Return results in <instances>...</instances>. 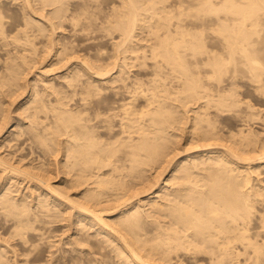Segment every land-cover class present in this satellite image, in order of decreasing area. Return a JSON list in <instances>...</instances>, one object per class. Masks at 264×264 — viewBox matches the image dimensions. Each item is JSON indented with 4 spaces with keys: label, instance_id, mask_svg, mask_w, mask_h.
Instances as JSON below:
<instances>
[{
    "label": "bare ground",
    "instance_id": "obj_1",
    "mask_svg": "<svg viewBox=\"0 0 264 264\" xmlns=\"http://www.w3.org/2000/svg\"><path fill=\"white\" fill-rule=\"evenodd\" d=\"M32 1L33 0H24V2L22 1L23 4L22 3L21 4L25 7H29V10L33 11L35 7L33 6ZM35 1L38 2L39 5L40 4L41 5H45V4L52 5L55 3H60L62 0H35ZM184 1L175 0L174 4L172 3L168 4L164 2V0H122L120 1L118 5L120 7H123L124 9L122 10L123 12L119 11L117 16H115L116 19H114L115 22L113 26H115L116 28L120 30L119 32L121 33L120 34L121 39H119V43L117 42L118 44L116 42L115 43L118 46L119 45L121 46L122 49H120V47L119 49L122 51L120 50H116V51H120V52L128 51V54L126 55L124 54L123 56L121 55L123 57L122 59L123 61L122 60L121 61L124 62L125 58L126 59L132 58L131 61L133 60L132 61L133 63L131 65H134V66L142 65L141 67L143 68L141 72L137 71L136 74H133L131 76L130 74H128L129 70H127L128 73L127 72L126 74L124 73L125 71H123V68H122L123 67L122 65H124V63L122 64V62H120L119 65L121 66H119L117 65L118 63L114 60V64L111 63L113 65L111 68L112 70L110 69L111 65L110 67H108L109 69H105L103 66L102 67L105 70L97 69L98 66L96 63L97 67L95 68V70L93 68L94 70L93 71L91 68L92 65L89 62H87L88 61L87 57H86L87 61L84 59V56H86L84 55L83 58H81L82 59L81 61L82 63L85 62L86 67L82 68V65H85V64H82L79 68L74 67L76 68L74 71L75 73L74 74L71 73L68 79L66 78L67 84L66 83L65 84L68 86H71L72 88H75L76 86L79 87L80 85L81 88L82 87L84 88L85 94H86V91H88L89 93L90 89H92L94 93L97 92L98 94V92L101 89L99 88L98 90L97 88L98 85H96L98 84V82L95 83L92 77H95L97 79L98 78L103 79L104 81V78L106 79L107 77L106 74L108 75V78L105 81L107 82L106 87H110L111 89L110 100L107 104L105 105L103 104L104 105L102 106L103 108L101 107V109L99 110L98 109L94 110L95 112L93 111L94 112L93 115L91 114V116H89L88 113H87L88 116L84 115V111L82 112L83 109L80 112L75 113L76 112L75 109H74L75 111L74 112L72 109L64 106L65 101L63 102L60 97L56 98L55 105H52L51 100L50 101L48 100L49 102L48 101L46 102V100H44V98L41 96L43 93L46 92L45 89H44V92L42 91V93H39L38 91H36L37 90L36 87H34L36 90L35 89L31 90L30 94L32 95L31 96L32 99H28L29 101H27L26 103L24 102L30 108L29 115L32 118V120H34V123H32V125H29V127H27L28 130L32 132L34 136L33 139L36 138L38 142L46 148V151L49 152L50 155L52 154L53 156H56L58 155V153L61 152L62 164L60 162L58 164H61L62 166L61 170H63L65 173L67 172L69 173V171L72 172L71 176L69 175L70 177L68 179L69 181L68 184L71 187H74L76 189L75 195H77V197L72 198L69 195V193H67V190L64 191L61 188V186H59L60 188H58V185L55 186L54 184H52L49 180L50 179L49 177H44L45 175L43 176V172L42 174L41 172L37 173V171L36 173L35 172L33 173L34 170L32 172L28 170V169H31V167L25 168V165L24 167H21L19 164H21L20 162L22 159L20 160L19 164H15V163L13 164V161L10 160L12 163L8 161L9 159H12V158L9 157V159L7 158L8 160H6L5 159L6 156H3L4 157L3 158L1 155L0 156V170H1V173L3 171V174L5 172L6 177L7 175H11V174L12 176L19 174L21 175V178L19 177L21 180H23L22 177L23 178L28 177L29 179H32V180L35 179L38 185L44 189V192H46L45 193L46 197L48 196L47 194H49V197L52 199H58L61 201L64 200L62 201L63 203L66 201L67 203L71 205L70 207L72 206L76 207L78 209V213L77 211L76 213L80 217V220H82L86 216H89L88 218H90L91 221H86V222H89V223L91 222L90 224L92 225L98 224V227L106 226V228H109L108 230H110L112 234H115L117 236L119 235L121 237L120 240L118 241V244L120 245L118 246L120 248V251L123 254H127V256H129L130 258H133L132 261H135L139 264H192V263H195V264H241L242 258H244V260L251 259L254 261L255 264H259V262L264 257V142L260 146H256V147L254 146L253 149L249 148L251 147V145H253V144H250V142L253 143L254 141L256 142L258 141L259 143V139L257 138H258V135H260V134L257 135V132L253 130L254 127L252 128L250 126L247 127L248 129L246 128L247 130L244 129L246 132H243L244 126H240L236 128L237 130H234V131L232 130V133L229 132L231 135L236 133L238 135L240 134V136L236 135V137L237 136L239 137L238 139L234 137L228 138V139H231V141L229 140L230 142H228V144L226 142L225 143L221 142L220 139H218V141L221 143H219L218 141H214V140H217L219 136L218 135L219 132H222L220 131L221 129H218V127H222V126L220 125L217 127V125L220 123L215 124V122L219 119V117L217 118L219 114L228 113L229 118H231L230 116H232V118L240 122L242 121L244 123L246 121L250 122L251 120L255 121L254 119H257L263 116L262 115L259 117V112L261 110H264V106H261L262 104L256 105V103L249 100L250 98L248 97H247L248 99L240 97L239 92L241 91V88L244 87L250 93L252 92L254 93V95L263 97L264 99V0H215V1L214 0H189L188 2L185 1L186 3H184ZM157 3H159V5H157ZM41 5L39 6V8L41 7ZM59 5L62 6L61 4ZM1 6L2 4L0 5V33L3 32L4 30L3 24L5 25L4 23L5 19H3L5 18V16L2 15ZM23 6L21 7L22 9L24 8ZM56 6L57 7H55L52 10L54 18L57 16V18L59 19L58 16H62V19H63V11L66 8L58 7V5ZM143 7L144 9L146 8L144 12L141 11V9L143 10ZM173 7H175L176 10L173 9L174 11H171ZM80 8L83 9L81 6ZM85 8L86 10L85 9L84 10L87 11V7ZM85 11L83 13H85ZM145 11L146 13H149L147 14V16H145L146 15ZM76 13H74V15H76ZM81 13H82V10H81ZM70 14H71V11H70ZM91 14L92 12L90 13V15ZM142 14L144 15L140 16ZM25 15H26L25 25H29V24L36 25L37 28L34 27V29L41 31L40 33H42V30L45 28L44 26L46 24L43 26V24L40 23L41 24L40 25L38 24L39 20H37L38 19L37 17H36L37 19H35L34 17H31L30 14H25ZM79 15H80V12H79ZM72 16H69V18H71ZM108 16H109V13H108ZM22 22H24V20H22ZM56 25H57L56 23L51 22V25H50L51 33L54 32ZM142 26L146 27V28H143L145 29V34H143V36H139L137 39H133V37L135 36L136 28L139 29ZM141 33H144V32L140 31V34ZM10 34L12 37L14 36V39H15L16 34L18 33L13 32ZM19 35L20 34H18L17 36ZM32 35L30 37V35L27 34L25 37L27 39V42H29L30 44H31L30 40L32 39ZM41 36L42 35H40V37ZM49 36L51 38L52 35H49ZM19 37L18 39H20ZM50 38H49V41H50ZM33 39L35 40V38ZM212 39H214V41H212ZM42 42L43 41H41V43ZM52 42L50 41L47 43H52ZM29 43H27V45ZM60 43L58 44L60 45ZM73 43H76V42H73ZM5 44L7 43L4 42V45ZM67 44H68V41H67ZM77 45L78 44H76V46ZM96 47H99V46H96ZM23 48L26 49V47L24 46ZM65 48L63 47L62 49H65ZM37 49H38V46H37ZM24 50L22 49L21 50L22 53L19 54V56L21 55L23 59L21 57L20 59H18V61L17 60L12 61L11 59L12 62L11 63L7 62L8 64L6 65V67H3L6 69H9L8 72H3L2 70H0V73H1L0 74V83H1L0 85L1 86L2 84L7 85V87L17 85V82H18L17 75L19 73V70H20V67L22 66L23 61H25L24 60L25 54L27 55V53H25ZM26 50H29V49H26ZM59 50L60 49H58L56 53ZM95 51H97L96 48H95ZM66 52L69 54L70 50L69 52L68 50ZM48 53H50V51ZM119 53H117V57ZM129 53H131V55ZM60 54H61V51H60ZM68 54L66 55V58H68L67 56L70 55ZM56 55H58V53ZM55 57L60 58V56H55ZM72 57H74V55H72ZM62 58H65V57L62 56ZM109 58H106V59H109ZM135 59H136V62H135ZM98 60H94V61H98ZM115 62L117 64H115ZM88 64H90L91 66ZM87 65L90 68L87 67ZM102 67L99 66L98 68H102ZM43 68H42L43 71L41 72H44L46 70V69L44 70ZM87 69L88 70L91 69V71L90 72L85 71ZM110 72H115V75L111 76ZM83 75L86 76L85 79L82 77ZM168 76H171L169 78L170 80L167 78ZM168 80L170 82H167ZM63 82H64V79H63ZM56 86L55 87L53 86L54 87V91L52 90L53 92L58 91L57 89L59 87L56 88ZM65 87L66 86H64V88ZM108 91L106 93H108ZM21 92H25V91L21 90ZM67 93L68 92H66V94ZM245 93L247 94V91ZM48 94L49 93H47V95ZM85 94L83 96H85ZM64 95L65 94H63V96ZM49 96H51V94ZM92 97H93V94H92ZM173 97L175 99H178L176 101H180V102L175 101L177 104L175 103L172 104L171 102L175 100ZM85 98L86 97H84L82 100L86 101ZM172 98L174 100L170 102L172 104V107H171L170 103H169V106L167 103H168V100ZM256 99L258 100V98ZM68 102L70 101L68 100ZM89 103L91 104V102ZM178 103L179 105L180 103H182L183 105L185 104L187 105V103H190V104L194 103L195 105L193 104L194 105L193 113L191 112L192 115L187 114V113L185 114L184 109H182L183 111H181L180 109L181 112L179 111V109L177 110V107H179ZM47 107H50V109L53 110V115H54V119L50 118L52 121L48 120L49 122H46V117L48 116L44 117L46 113L43 116V118L40 114L42 111L46 112V110H48L46 109ZM80 108L81 107L79 106V110ZM88 108L89 107H87V109ZM86 110H85V114L87 112ZM43 114L44 113H42V115ZM182 121L184 123L187 121L186 123L188 124L187 131L190 133V135L191 134L198 135L197 137H201V139L205 138L206 141L208 139L209 140L212 139V141L217 142L218 144L209 143L210 147H212L211 145H215V147L217 145L218 146L220 145L221 148L219 149H216L218 147L213 148V149L208 148L205 153L201 151L198 155H195L193 159L191 158L192 161H187L189 159L188 157L186 162L175 163V167H173L172 169L173 172L172 173L169 172V174L173 175L172 178L175 179L173 180L174 181L173 183H175L176 186H174L173 188L171 187L172 189L170 190L168 189L166 192L162 191V193L163 192L164 193L162 195H159L160 196L159 198H161V200L155 199V197L154 199H151L150 201L148 200L149 206L154 208L156 211L161 212V214L163 213L162 214L163 217L161 216L162 219L157 221L158 223L154 220L151 221L153 222V224L149 223L150 225H154V227L152 226L153 228H147V227H151L150 225L148 226V224H147V227H145L146 224L143 227V224H144L143 217L147 214V212L146 213L144 212L146 211V209L144 208V211H143L140 205L138 206L135 204L136 206L134 205L132 206L131 203H130L131 206H127L129 203L128 200L131 199L132 197L134 198L133 196L134 193H131L132 194V196H130L131 198L126 197L125 199L121 200L122 198L121 194L124 195L125 189H126L125 185L127 184V183L126 184L124 183L125 182L124 176L126 175V172L123 171V168H127L131 172H137L138 174L140 170L145 169L144 168L145 165H147L148 163L150 164L153 158L156 159L154 160L156 162L158 160L156 157L158 158L161 157L160 155L162 154V151L164 150V149L162 150V147L168 143L167 142L168 140H171L169 138L167 140L166 138L167 136L166 129L168 128V126L170 127L172 123L174 124L176 122V123H179L180 125ZM260 122L262 121L260 120ZM53 123H55V125L57 126L55 128H58L59 130H56L53 128ZM38 128L39 130H37ZM11 129H15V128L12 127ZM18 131L19 130H17V133H19ZM59 133H62V134L64 133L66 136L62 138V134H61L62 139L60 140L59 139L60 137H58ZM232 136H235V135H232ZM19 137L17 135V138ZM17 142L21 143L18 140ZM203 144L205 146H208L205 144V142H203ZM247 144H249L250 146L249 147L246 146L247 148H245V145ZM242 145H244V147ZM165 147L166 146H164V148ZM167 147H170V146L167 145ZM165 154L166 153H164V157L167 156V155L165 156ZM204 155H207V156H204ZM162 158L160 160H162ZM170 159H169V162L168 160L165 161L167 165L170 163L171 161ZM53 160L54 159H52V161ZM172 160H173V157H172ZM18 161L19 159L16 160V163ZM40 162H41L40 163V166H41L43 161H40ZM29 163L30 161L28 162V164ZM166 164H165V167H163V169L168 167L166 166ZM159 165H161V163H159ZM33 166L35 167L36 163ZM38 167L36 169H38ZM43 167L45 168V166ZM43 167L41 168L42 170H44ZM41 169L39 170L41 171ZM200 170H205V171L202 172ZM177 171L179 172V174H177ZM10 172H13L15 175H13V173L9 174ZM128 173L129 172H127V174ZM161 173L162 172L157 173V174L160 175ZM128 175H131V174H128ZM142 175H143V172H142ZM16 177L18 176L16 175ZM137 177H140V176H137ZM148 177L150 178V176ZM1 178H5V177L0 176V179ZM131 178L132 177H130V179ZM5 179H9V178H5ZM133 179L134 178H132L131 180ZM157 180L158 179H156L154 182H156ZM2 181H0L1 184H2ZM134 182L136 183V181ZM149 182H151V180L148 181V183ZM169 183L170 181L168 182L167 180L165 181L163 180V184L162 185L158 184L157 187H160V189H162L163 187L168 186ZM146 184L143 187H147L148 189H150L152 185H154V183L152 185L150 183L149 186L148 185L146 186ZM35 187L37 186L35 185ZM4 188H7V187L4 186ZM128 189H129V186H128ZM10 190L12 189L10 188ZM130 190H128L129 193H130ZM141 191L142 192H140V194L143 193L145 189ZM156 191L154 195L156 194ZM8 193H6V191L5 193H2V192L0 193V208L3 209L2 211L5 214H11V217H8V221H9L8 224H9L10 230H8L9 228H6L5 225L3 228H6L8 232L15 238V240H13L12 243L9 242V244L12 245V247H10L8 243H5V244H8L10 248H12L11 252L8 251L9 253L12 254L10 255L11 258H9L8 256L7 257L5 256L7 250H4V249L2 250L0 248V264H36V261L38 260L37 253L39 252L40 247L38 245V242L29 243L28 242L29 237H31V234L34 233L35 235L38 234V236L41 237L42 239L43 233H45V232H42V227H41L43 224L42 223L43 221L37 222L38 220L39 221L43 220V219H40L41 217L40 215H42V214H39L40 212L48 215L49 217H55L56 212H53V210L50 211L52 207H49V205L45 203L47 201L43 202V198L39 202L40 204H37L38 206L35 205L36 207H38L36 208L38 210L35 211L34 208L31 209L27 201H26L27 204L26 203L21 204V202L19 204L17 200L18 197L14 198L15 194L9 195ZM17 193L18 192H16V194ZM157 193L159 194V192ZM157 197L158 195L156 196V198ZM25 199L23 200V202L25 201ZM40 199L38 198L37 202ZM44 199H47V198H44ZM53 202L55 203V201ZM59 203L61 202L59 201ZM98 203H103V205L97 206ZM33 206L34 205H32V207ZM52 206H53V203H52ZM63 207L65 206L63 205ZM147 211L149 210L147 209ZM143 212L145 213L144 216L142 215ZM5 214L3 215V217H5ZM105 215L109 217H106ZM7 216L8 215H6V219H7ZM146 216H149V214ZM146 216H145V219L148 218ZM37 218L39 219L36 221V225H35L34 220H36ZM111 218L113 219L110 220ZM44 220L46 221V219ZM81 222L82 221L78 223H81ZM37 223L39 224L42 223V224H40L41 226H39ZM145 223H146V220H145ZM154 223H157V224H154ZM1 226L2 225H0V227ZM138 227H140L141 229L142 227L146 228V230L144 229L145 231L143 232H142L143 229L139 231ZM6 229L4 231H6L7 233ZM100 232L101 231H99V233ZM103 232L108 234V236L110 234V232H108L107 230H103ZM10 236L8 238H10ZM117 236H116V239H117ZM109 237H108V240L110 239ZM86 238L88 237H85V239L84 238L83 239L86 240ZM0 239L2 240V237H0ZM91 239H89V242ZM4 240L7 241V239H4ZM112 241L114 242V240ZM113 242L111 243L113 244ZM94 243H95L94 241L92 242V244L90 242V245L93 246ZM103 243L101 244L102 246H103ZM14 245H16V248ZM17 245L19 247L18 251H17ZM26 245H29V246H26ZM3 246L5 245L3 244ZM92 246H91V249H92ZM102 246L99 245V247L96 249L100 250ZM84 247L86 246L84 245ZM86 248L88 249V247ZM141 249H144L145 251L146 250L149 251V252L146 251L147 253L145 255H148V254L150 255V252H151V255H154V258H155V254H156L157 255L156 259L152 260L153 257L152 258L150 257L149 259L145 258L140 252ZM99 250L97 252H99ZM103 252L104 251H102V253ZM21 253H23L24 255ZM28 253L29 255L31 253V257L27 258V256H29ZM105 253L104 255L103 254L102 255L104 258H107L105 256L108 253L107 254ZM17 255H19V257L21 255L22 257L25 255L27 256L25 258H18ZM109 255H110V252H109ZM58 256H59V258L57 257L58 259L55 258L58 260L57 261L59 262L58 264H82L81 262L85 260L84 259L83 261H81L80 259H77L75 256L73 258L72 255H70L69 257L66 256L62 258H60V255ZM125 260L128 261V259L126 258ZM129 261H131V259ZM95 263H98V262H95ZM106 264H110L109 261ZM127 264H129V262Z\"/></svg>",
    "mask_w": 264,
    "mask_h": 264
},
{
    "label": "rangeland",
    "instance_id": "obj_2",
    "mask_svg": "<svg viewBox=\"0 0 264 264\" xmlns=\"http://www.w3.org/2000/svg\"><path fill=\"white\" fill-rule=\"evenodd\" d=\"M12 1V2H11ZM24 2V0H0V5L2 4V6H1V8H2V15H4L5 16V18H3V19H5L4 20V23H5V25L3 24V32H1V33H3V34H1L0 33V61L2 62H0V70H2L3 72H8L9 71V69H6V68H3V67H6V65L8 64V63H11L13 60H17L18 61V59H20V57L22 58V56L20 55L19 56V54H21L22 52H21V50L23 49H25V48H23V46L24 47H26V49H29V50H24L25 51V53H27V55L25 54V58H24V60L25 61H23V63H22V66L20 67V70H19V73H18V78H19V80H18V78H17V81L19 82V84H18V82H17V85H13V86H9V87H7V85H5V84H2V86L0 85V144H2V145H0V156L2 155V157L3 156H6L5 157V159L6 160H8L9 159V157L10 158H12V159H9L8 161L9 162H11V161H13V164L15 163V164H19V162H20V160H21V164H19L21 167H24V165H25V168H27V167H31V169H28V170H30L31 172L33 171V173L35 172L36 173V171H37V173L39 172H41V174H42V172H43V176L44 177H49L48 179L50 180V182L52 183V184H54L55 186H57L58 185V188H60L59 186H61V188L65 191V190H67V193H69V195L72 197V198H75V197H77V195H75V191H76V189L74 188V187H71L69 184H68V179H69V177L71 176V174H72V172L71 171H69V173L67 174V173H65L63 170H61L62 169V166H61V164H62V155H61V152L60 153H58V155H56V156H53L52 154L50 155L49 154V152H47L46 151V148L44 147V146H42L39 142H38V140L36 139V138H34L33 139V134H32V132L30 131V130H28V128L27 127H29V125H32V123H34V120H32V118L30 117V115H29V107H28V105L27 104H25L27 101H29L28 99H32V95L30 94L31 93V90L32 89H35L34 87H36V91H38L39 93H42V91L44 92V89H45V91L47 92V93H49L48 95H47V93L45 92V93H43L41 96L44 98V100H46V102L49 100H51V102H52V105H55V99L56 98H61V100L64 102L65 101V107H67V108H70V109H72L73 111H74V109H75V113H77V112H80L82 109V112L84 111V115H86V116H88V114H89V116H91V114L93 115V113L95 112L94 110H99V109H101V107L102 106H104L105 104H107L108 102H109V100H110V94H111V89H110V87H106V85H107V82L105 81L107 78H108V75L106 74V79L104 78V81H103V79H97V78H95V77H92L93 79H94V81H95V83L96 82H98V84H96V85H98L97 86V88H98V90H99V88L101 89L99 92H100V94H99V92H98V94H97V92H93L92 91V89H90L89 90V93H88V91H86V94H85V90H84V88L82 87L81 88V86L79 85V87L78 86H76L75 88H72L71 86H68V85H66L67 84V79H68V77L70 76V74L72 73V74H74L75 72V69L76 68H79L82 64H85V62L84 63H82V59L81 58H83V56L84 55H86V56H84V59L86 60V57H87V62H89L91 65H92V70H93V68H94V70H95V68L98 66H100V67H104L105 69H109L108 67H110V65H111V67H110V69L112 68V64H114V60L118 63H116L115 62V64H117V65H119V63L120 62H122L123 60V55L125 54H128V51H124V52H120V51H122V50H120V49H122L121 48V46L119 45H117L118 43H119V39H121V33L119 32L120 30L118 29V28H116L115 26H113L114 25V22H115V20L114 19H116V17L115 16H117V14H118V12L119 11H121V12H123L122 10L124 9L123 7H120L118 4L120 3V1H122V0H97V1H95V0H62L60 3H55V4H45V5H41V7L39 8V3L38 2H36L35 0H33L32 1V4H33V6L35 7V12H34V10L32 11V10H29V7H25V6H23L22 4H23V2ZM84 1V2H83ZM172 1V2H171ZM175 0H164V2H166V3H168V4H170V3H172V4H174L175 2H174ZM177 1V0H176ZM184 1V0H183ZM186 2H188L189 0H185ZM184 1V3H186ZM215 1V0H214ZM4 2V3H3ZM15 2V3H14ZM96 2V3H95ZM112 2H114V3H112ZM19 3V4H18ZM22 3V4H21ZM84 3V4H83ZM87 3V4H86ZM20 4H21V6H20ZM59 4H61L62 6H60ZM83 4V5H82ZM111 4H112V6H111ZM36 5H38V6H36ZM56 5H58V7H64V8H66L64 11H63V19H62V16H58L59 17V19L57 18V16L54 18V16H53V13H52V10L55 8V7H57ZM64 5H66V6H64ZM89 5V6H88ZM118 7H117V6ZM157 5H159V3H157ZM24 7L23 9L21 8V7ZM52 6V7H51ZM80 6L83 8V9H81L80 8ZM111 6V7H110ZM73 7V8H72ZM85 7H87V11H85L86 10V8ZM106 7H107V9H106ZM6 8H8V9H6ZM37 8V9H36ZM78 8V9H77ZM112 8H114V9H112ZM120 8V9H119ZM19 9V10H18ZM68 9V10H67ZM72 9H73V11H75V12H73L72 11ZM75 9V10H74ZM85 9V10H84ZM117 9H118V11H117ZM146 9V8H145ZM144 7H143V10L141 9V11H143L144 12ZM176 10V8L175 7H173L172 9H171V11H174V10ZM81 10H82V13H81ZM110 10V11H109ZM116 12H115V11ZM25 11V12H24ZM29 11V12H28ZM70 11H71V14L72 15H74V13H76L77 11V13H76V15H74V16H72L71 14H70ZM85 11V13H83ZM148 11H149V9H148ZM170 11V12H171ZM27 12V13H26ZM31 12H33V13H31ZM79 12H80V15H79ZM86 12H88V13H86ZM92 12V14L90 15V13ZM36 13V14H35ZM65 13V14H64ZM108 13H109V16H108ZM142 13V12H141ZM145 13H146V11H145ZM144 13V14H145ZM25 14H30L31 15V17H34L35 19H37V20H39L38 21V24H43V26L45 27L43 30H42V33L44 34H42V33H40L41 31H38L37 29H34V27L35 28H37V26L36 25H25V20H26V15ZM40 15V17H39V15ZM49 14V15H48ZM144 14H142V15H140V16H143ZM147 14H149V13H146V15L145 16H147ZM25 15V16H24ZM38 15V16H37ZM44 17H43V16ZM50 15H51V17H50ZM65 15V16H64ZM79 15V16H78ZM49 16V17H48ZM69 16H72L71 18H69ZM108 16V17H107ZM149 16V15H148ZM37 17V18H36ZM42 17V18H41ZM46 17V18H45ZM65 17V18H64ZM66 17H68V18H66ZM78 19H77V18ZM50 18V19H49ZM51 18H53V19H51ZM148 18V17H147ZM46 19V20H45ZM68 19V20H67ZM7 20V21H6ZM22 20H24V22H22ZM57 20V21H56ZM63 20V21H62ZM70 20H71V22H70ZM46 21V22H45ZM56 21V22H55ZM7 22V23H6ZM48 22H50V23H48ZM51 22H53V23H56L57 25H56V27H55V29H54V32H52L51 33V28H50V25H51ZM63 22V23H62ZM59 23V24H58ZM62 23V24H61ZM72 23V24H71ZM73 23H75V24H73ZM40 24V25H41ZM49 25V26H48ZM31 26V27H30ZM61 26V27H60ZM113 28H112V27ZM16 27V28H15ZM58 27V28H57ZM60 27V28H59ZM23 28V29H22ZM26 29V31H25V29ZM32 28V29H31ZM57 28V29H56ZM143 28H146L145 26H142L141 28H136V30H135V36L133 37V39H137L139 36H143V34H145V29H143ZM12 29H14V30H12ZM20 29V30H19ZM142 29V30H141ZM16 30V31H15ZM24 30V31H23ZM8 31V32H7ZM12 31V32H11ZM34 31H35V33H34ZM38 31V32H37ZM140 31H142V32H144V33H141L140 34ZM6 32V33H5ZM13 32H17L18 34H20L19 36H17L18 34H16V38L14 39V36L12 37L11 36V34L10 33H13ZM24 32V33H23ZM38 33V34H37ZM49 33H51V34H49ZM5 34V35H4ZM27 34H29L30 35V37H31V35H32V39L33 38H35V40L33 39H31L30 41H31V44L29 43V42H27V39L25 38L26 37V35ZM35 34V35H34ZM138 34V35H137ZM37 35V36H36ZM40 35H42L41 37H40ZM49 35H52L51 36V38H50V36ZM120 35V36H119ZM136 35H137V37H136ZM35 36V37H34ZM48 36H49V38H50V41L53 43H47V42H50L49 41V38H48ZM59 36V37H58ZM2 37V38H1ZM4 37H6V38H4ZM18 37L20 38V39H18ZM56 37H58V38H56ZM68 37V38H67ZM10 38H12V39H10ZM41 38V39H40ZM46 38V39H45ZM54 38V39H53ZM61 38V39H60ZM52 39V40H51ZM70 39V40H69ZM12 40V41H11ZM48 40V41H47ZM58 40V41H57ZM62 40H64V41H62ZM75 40V41H74ZM114 42H113V41ZM116 40V41H115ZM118 40V41H117ZM1 41H3V42H1ZM7 41V42H6ZM25 41V42H24ZM41 41H43L42 43H41ZM67 41H68V44H67ZM72 41V42H71ZM78 41V42H77ZM212 41H214V39H212ZM4 42L5 43H7V44H5L4 45ZM11 42V43H10ZM39 42V43H38ZM60 42H62V43H60ZM63 42H65V43H63ZM73 42H76V43H73ZM117 44H116V43ZM133 42H134V40H133ZM3 43V44H2ZM14 43H16V44H14ZM18 43V44H17ZM20 43V44H19ZM27 43H29L28 45H27ZM33 43H34V45H33ZM44 43V44H43ZM58 43H60V45L58 44ZM36 44V45H35ZM50 44H52V45H50ZM58 44V45H57ZM72 45V46H74V47H72V46H70V45ZM74 44V45H73ZM76 44H78L77 46H76ZM88 44V45H87ZM98 44V45H97ZM100 44H101V46H100ZM113 44H115V45H113ZM20 45V46H19ZM22 45V46H21ZM33 45V46H32ZM64 45H66V46H64ZM86 45V46H85ZM2 46V47H1ZM32 48H31V47ZM37 46H38V49H37ZM44 46V47H43ZM59 46V47H58ZM60 46H61V48H60ZM96 46H99V47H96ZM115 46H117V47H115ZM18 47V48H17ZM20 47V48H19ZM28 47H30V48H28ZM41 47V48H40ZM46 47V48H45ZM51 49H49V48ZM53 47V48H52ZM65 48V49H62V48ZM76 47V48H75ZM78 47H79V49H78ZM83 47H85V48H83ZM102 49H101V48ZM119 47H120V49H119ZM2 48V49H1ZM56 48V49H55ZM83 48V49H82ZM95 48H96V50L97 51H95ZM107 48V49H106ZM115 50V52H114V50ZM117 48V49H116ZM19 49H21V50H19ZM32 49V50H31ZM36 49V50H35ZM40 49V50H39ZM48 49V50H47ZM58 49H60L57 53H58V55H56L57 53H56V51L58 50ZM62 49V50H61ZM72 49V50H71ZM78 49V50H77ZM18 50V51H17ZM43 52H42V51ZM45 50V51H44ZM55 52H54V51ZM64 50H68V52H69V50H70V52H69V54L66 52V51H64ZM81 50V51H80ZM102 50V51H101ZM107 50V51H106ZM111 50V51H110ZM116 50H120V51H116ZM47 51V52H46ZM50 51V53H48ZM60 51H61V54H60ZM63 51V52H62ZM76 51H78V52H76ZM89 51V52H88ZM92 51V52H91ZM95 51V52H94ZM19 52V53H18ZM34 52V53H33ZM72 52V53H71ZM100 52V53H99ZM108 54H106V53ZM109 52H110V54H109ZM119 53V55H118V57H117V53ZM140 52V51H139ZM12 55H11V54ZM37 53V54H36ZM40 53V54H39ZM55 55H54V54ZM65 55H64V54ZM69 55V56H67L68 58H66V55L67 54ZM77 53V54H76ZM82 53H84V54H82ZM88 55H87V54ZM94 53V54H93ZM122 53V54H121ZM35 54V55H34ZM47 54V55H46ZM49 54V55H48ZM130 55H131V53H129ZM40 57H39V56ZM43 55V56H42ZM46 55V56H45ZM72 55H74V57H72ZM78 57H77V56ZM95 55V56H94ZM97 55V56H96ZM101 55H102V57H101ZM111 55V56H110ZM122 55V56H121ZM6 56H8V57H6ZM16 56V57H15ZM28 56H29V58H28ZM34 56V57H33ZM42 56V57H41ZM55 56H60V58H56ZM62 56L63 57H65V58H62ZM71 56V57H70ZM81 56V57H80ZM2 57V58H1ZM31 57H33V58H31ZM90 57V58H89ZM96 57V58H95ZM99 57V58H98ZM109 57H111V58H109ZM113 57V58H112ZM114 57H116V58H114ZM10 58V59H9ZM16 58V59H15ZM29 60H31V61H29ZM31 58V59H30ZM37 58V59H36ZM45 58V59H44ZM52 58V59H51ZM79 60H78V59ZM106 58H109V59H106ZM11 59H12V61H11ZM23 59V58H22ZM39 59V60H38ZM41 59V60H40ZM62 59V60H61ZM65 59H67V60H65ZM69 59V60H68ZM71 59V60H70ZM91 59H93V60H91ZM99 59V60H98ZM130 59V60H129ZM131 59L132 58H125V60H124V62H122V64L124 63V65H122L123 67V71H125L124 73L126 74V72L128 73V71L127 70H129V73L128 74H130L131 76L133 75V74H136V72L137 71H139V72H141V70H142V68L143 67H141L142 65H136V66H134V65H131L133 62V60L131 61ZM7 60V61H6ZM48 60V61H47ZM55 60V61H54ZM61 60V61H60ZM94 60H98V61H94ZM106 60V61H105ZM110 60V61H109ZM122 60V61H121ZM5 61V62H4ZM20 61V60H19ZM79 61V62H78ZM91 61V62H90ZM93 61V62H92ZM4 62V63H3ZM8 62V63H7ZM25 62V63H24ZM28 62V63H27ZM54 62H55V64H54ZM58 62V63H57ZM66 63V64H64V63ZM68 62V63H67ZM95 62V63H94ZM105 62V63H104ZM131 62V63H130ZM135 62H136V59H135ZM28 65H27V64ZM63 63V64H62ZM81 63V64H80ZM96 63H97V66H96ZM99 63V64H98ZM107 63V64H106ZM110 63V64H109ZM112 63V64H111ZM127 65H126V64ZM4 64H5V66H4ZM35 64H36V66H35ZM90 64H88V65H90ZM129 64H130V66H129ZM28 67H27V66ZM29 65H30V67H29ZM33 65V66H32ZM38 65V66H37ZM52 65V66H51ZM72 65H74V66H72ZM87 65V67H89ZM90 65V66H91ZM94 65V66H93ZM105 65V66H104ZM24 66H25V68H24ZM32 66V67H31ZM119 66H121V65H119ZM127 66V67H126ZM129 66V67H128ZM44 67V68H43ZM70 67V68H69ZM74 67H76V68H74ZM83 67H86V64L85 65H82V68ZM97 67V69H102V70H105L103 67L102 68H98ZM126 67V68H125ZM138 67V68H137ZM42 68L45 70L44 72H41V71H43L42 70ZM90 68V67H89ZM88 68V69H89ZM128 68H130V69H128ZM5 69V70H4ZM31 69V70H30ZM38 69V70H37ZM47 69H49V70H47ZM71 69V70H70ZM74 69V70H73ZM85 70V71H91V69L90 70ZM126 69V70H125ZM7 70V71H6ZM93 70V71H94ZM112 70V69H111ZM131 70V71H130ZM40 71V72H39ZM49 71V72H48ZM23 72V73H22ZM38 72V73H37ZM132 72V73H131ZM37 73V74H36ZM43 73V74H42ZM1 74V73H0ZM23 74V75H22ZM38 75V76H37ZM47 75V76H46ZM110 75L111 76H113V75H115V72H110ZM109 75V76H110ZM129 75V76H130ZM21 76V77H20ZM25 76V77H24ZM64 76V77H63ZM63 77V78H62ZM84 79L86 78V76L85 75H83L82 76ZM171 76H168L167 78L169 79ZM67 78V79H66ZM91 78V77H90ZM89 78V79H90ZM91 78V79H92ZM37 79V80H36ZM63 79H64V82H63ZM92 79V80H93ZM40 80V81H39ZM53 80V81H52ZM167 80V79H166ZM170 80V79H169ZM167 81V82H170V81ZM27 81V82H26ZM31 82V83H30ZM57 84H56V83ZM21 83V84H20ZM23 83V84H22ZM34 83H36V84H34ZM40 83H42V84H40ZM54 83V84H53ZM66 83V84H65ZM105 83V84H104ZM1 84V83H0ZM53 84V85H52ZM6 87H5V86ZM21 85V86H20ZM35 85V86H34ZM57 85V86H56ZM61 85H63V86H61ZM100 85V86H99ZM38 86V87H37ZM45 86V87H44ZM56 86V88H58L57 90V92L55 91V92H53L54 91V87ZM64 86H66L65 88H64ZM5 87V88H4ZM52 87H53V89H52ZM61 87H63V88H61ZM68 87V88H67ZM2 88V89H1ZM14 88V89H13ZM25 88V89H24ZM109 88V89H108ZM6 91H5V90ZM8 89V90H7ZM61 89H63V90H60ZM68 89V90H67ZM75 89V90H74ZM82 89V90H81ZM103 89V90H102ZM109 91H108V90ZM16 90V91H15ZM21 90L22 91H25V92H21ZM53 90V91H52ZM67 90V91H66ZM77 90H78V92H77ZM80 90H81V92H80ZM94 90V89H93ZM106 90V91H105ZM49 91V92H48ZM52 91V92H51ZM63 91V92H62ZM75 94H73L72 92ZM83 91H84V93H83ZM95 91V90H94ZM104 91V92H103ZM108 91V93H106ZM244 91V92H243ZM247 91V94L245 93ZM8 94H7V93ZM61 94H60V93ZM66 92H68L67 94H66ZM70 92V93H69ZM5 93H6V95H5ZM80 93V94H79ZM106 93V94H105ZM240 93V97H243V98H250L249 100H251L252 102H254V103H256V105H261V106H264V99H263V97H260V96H256V95H254V93H250L246 88H241V91L239 92ZM243 93V94H242ZM51 94V96H49ZM63 94H65L64 96H63ZM85 94V96H83ZM92 94H93V97H92ZM96 96H95V95ZM173 94V93H172ZM171 94V95H172ZM17 95V96H16ZM29 95V96H28ZM45 97H44V96ZM69 95V96H68ZM82 95V96H81ZM170 95V96H171ZM248 95H250V96H248ZM62 96V97H61ZM80 96V97H79ZM88 96V97H87ZM245 96V97H244ZM69 97H71V98H69ZM84 97H86L85 99H86V101H87V103H86V101H83L82 99L84 98ZM90 97V98H89ZM172 97V96H171ZM170 97V98H171ZM175 97V96H174ZM173 97V98H174ZM2 98V99H1ZM42 98V99H43ZM46 98V99H45ZM51 98V99H50ZM66 98V99H65ZM67 98H69V99H67ZM74 98V99H73ZM94 98V99H93ZM102 98V99H101ZM169 99L168 100V106H169V103L171 102V101H173L174 99ZM247 98V99H248ZM253 98H254V100H253ZM256 98H258V100H259V102H258V100L256 99ZM72 99V100H71ZM90 99V100H89ZM98 99V100H97ZM4 100V101H3ZM67 100V101H66ZM68 100L70 101V102H68ZM82 100V101H81ZM176 100H178V99H175L173 102H171L172 104H177L176 102H180V101H176ZM257 100V101H256ZM48 101V102H49ZM72 101V102H71ZM74 101V102H73ZM91 102V104L89 103V102ZM97 101H98V103H97ZM107 101V102H106ZM176 101V102H175ZM2 102V103H1ZM4 102V103H3ZM6 102V103H5ZM25 102V103H24ZM82 102V103H81ZM85 104H84V103ZM101 102V103H100ZM67 103V104H66ZM70 103V104H69ZM72 103V104H71ZM74 103V104H73ZM81 103V104H80ZM170 103V106L172 107V104ZM190 103H191V101H190ZM190 103H187V105L185 104V105H183L182 103H180V105H181V107H180V105H179V103H178V106L180 107H177V110L179 109V111H180V109H181V111H183L182 109H184L185 110V114L187 113V114H191L192 115V113H193V108H194V105L193 104H190ZM68 104H69V106H68ZM78 104V105H77ZM96 104V105H95ZM104 104V105H103ZM5 105V106H4ZM71 105H72V107H71ZM86 105H87V107H89L88 109H87V107H86ZM89 105V106H88ZM98 105V106H97ZM185 107H183V106ZM3 106V107H2ZM23 106H24V108H23ZM79 106L81 107L80 108V110H79ZM83 106V107H82ZM192 106V107H191ZM7 107V108H6ZM26 107V108H25ZM98 107V108H97ZM183 107V108H182ZM242 107V106H241ZM92 108V109H91ZM103 108V107H102ZM190 108V109H189ZM27 109V110H26ZM46 109H48V110H46V112H41L40 114H41V116H42V118H43V116L45 115V113H46V115L44 116V117H46V116H48V117H46V122H49L48 120H50V121H52L51 119H54V115H53V110H51L50 109V107H47ZM87 109V110H86ZM85 110L87 111L86 112V114H85ZM191 110V111H190ZM21 111V112H20ZM27 112V113H25V112ZM48 111H49V113H48ZM94 111V112H93ZM180 111V112H181ZM8 112V113H7ZM19 112V113H18ZM51 112V113H50ZM192 112V113H191ZM42 113H44L43 115H42ZM88 113V114H87ZM51 114V115H50ZM103 114V113H102ZM223 114V115H222ZM222 114H219L218 116H217V118L219 117V119L215 122V124H218V123H220V124H218L217 125V127L218 126H222V127H218V129H221L220 131H222V132H219V136H218V138H217V140H214V141H218V139H220V141L221 142H223V143H227L228 144V142H230L231 141V139H228V138H232V137H234V138H239L238 136H240V134L238 135V134H236V133H234V134H232V135H235V136H232L230 133H232V130L234 131V130H237L236 128H238V127H240V126H244V128H243V130L244 129H246L247 127H254L253 128V130L255 131V132H257V135L258 134H260V135H258V138L257 139H259V143H258V141L256 142V141H254L253 143L252 142H250V144H253V145H251V147H249L250 145L249 144H247V145H245V148H247V147H249V148H254V146L256 147V146H260L263 142H264V110H261L260 112H259V117L260 116H262V117H260V118H257V119H254L255 121H253V120H251L250 122H248V121H246L245 123L244 122H240V121H238V120H236V119H234V118H232V116H230L231 118H229V114L228 113H222ZM226 114H227V116H226ZM50 115V116H49ZM220 115H222V116H220ZM8 116V117H7ZM29 116V117H28ZM25 117V118H24ZM49 118V119H48ZM51 118V119H50ZM226 118V119H225ZM228 118V119H227ZM234 121H233V120ZM263 122H260V120ZM8 120V121H7ZM22 120H23V122H22ZM27 120V121H26ZM29 120H31V121H29ZM227 120V121H226ZM256 120H258V121H256ZM33 121V122H32ZM229 121V122H228ZM237 121V122H236ZM19 122V123H18ZM26 122V123H25ZM5 123V124H4ZM187 123V121L184 123L183 121L180 123V125H179V123H172V125H170V127L168 126V128L166 129L167 130V133H166V138H167V140H168V138L169 139H171V140H166L167 142H165V143H167V144H165L164 146H166L165 148H164V146L162 147V154L160 155L161 157H156L158 160L155 162L154 160H156L155 158H153V162L151 161L150 162V164L148 163L147 165H145V166H147V167H145L144 166V168L145 169H143V170H140L139 172H138V174H137V172H131V171H129L127 168H123V171H125L126 172V175H127V177H126V175L123 177L124 178V180H125V186H126V189H125V193H124V195L123 194H121V200L122 199H125L126 197H130V196H132V194L131 193H134L133 194V196H134V198L132 197H130L131 199H129L128 200V205L127 206H136V205H140V207H141V209L144 211V208L146 209V211H144L145 213L147 212V214L146 215H148L149 214V216H146L145 215V213L143 212V216L145 215L146 217H148V218H146L145 219V216L143 217V219H144V224H143V227H144V225H145V227H147V224H148V226L150 225L149 223H151V224H153V222H151V221H159V220H161L162 218H161V216L163 217V213L161 214V212H158V211H156L154 208H152V207H150L149 206V204H148V200L150 201L151 199H154V197H155V199H158V200H161V198H159L160 196L159 195H162L164 192H166L168 189L170 190V189H172L174 186H176L175 185V183H173L174 181L173 180H175V179H173L172 178V174H169V172L170 173H172L173 172V167H175V163H177V162H179V163H181V162H186V160L188 159V157H189V159L187 160V161H192V159H193V157L195 156V155H198L201 151L203 152V153H205L206 151H207V149L209 148V149H213V148H216V147H218V148H216V149H219V148H221V146L219 147L218 145L215 147V145H211L212 147H210V144H218L217 142H214V141H212V139L211 140H205V138L202 140L201 139V137H197L198 135H193V134H191L190 135V133L187 131L188 130V124H186ZM228 123H229V125H228ZM232 123V124H231ZM242 125H241V124ZM249 123H251V124H249ZM257 123V124H256ZM177 124V125H176ZM185 124V125H184ZM224 124V125H223ZM239 126H238V125ZM249 124V125H248ZM253 124V125H252ZM2 125H4V126H2ZM183 125V126H182ZM226 125H227V127H226ZM245 125H246V127H245ZM23 126V127H22ZM185 126V127H184ZM231 126V127H230ZM15 128V129H11V128ZM22 127V128H21ZM55 127H57L56 125H55V123H53V128L54 129H56V130H59L58 128H55ZM176 127V128H175ZM179 127V128H178ZM224 127V128H223ZM261 127V128H260ZM1 128H2V130H1ZM18 128V129H17ZM25 128V129H24ZM231 130H230V129ZM23 129V130H22ZM171 129V130H170ZM223 129V130H222ZM248 129V128H247ZM246 129V130H247ZM257 129V130H256ZM17 130H19L18 132L19 133H21V134H19V133H17ZM37 130H39V128L37 129ZM172 130H173V132H172ZM182 130V131H181ZM230 130V131H229ZM28 131V132H27ZM168 131H170V132H168ZM219 131V130H218ZM230 132V133H229ZM243 132H246L245 130L243 131ZM17 133V134H16ZM26 133V134H25ZM28 133V134H27ZM170 133V134H169ZM173 133V134H172ZM184 133V134H183ZM187 133V134H186ZM229 133V134H228ZM13 134V135H12ZM29 134H31V135H29ZM61 134L62 133H59L58 134V137H60L59 139L61 140L63 137H65L66 135L63 133L62 134V138H61ZM221 134V135H220ZM17 135H18V137L19 136H21V137H19V138H17ZM64 135V136H63ZM169 135V136H168ZM171 135H173V136H171ZM178 137H177V136ZM225 137H224V136ZM228 135V136H227ZM236 135H238L237 137H236ZM30 136V137H29ZM183 138H182V137ZM191 136H192V138H191ZM221 136V137H220ZM227 136V137H226ZM13 137V138H12ZM189 137V138H188ZM7 138V139H6ZM165 138V139H166ZM226 138V139H225ZM11 139V140H10ZM28 139V140H27ZM36 139V140H35ZM195 139V140H194ZM222 139V140H221ZM225 139V140H224ZM17 140L18 141H20L21 143H19V142H17ZM34 140V141H33ZM178 142H177V141ZM187 140H189V141H187ZM194 142H193V141ZM224 140V141H223ZM230 140V141H229ZM24 141V142H23ZM170 141H171V143H170ZM173 141V142H172ZM205 142V144H206V142H207V144L206 145H208V146H205L204 144H203V142ZM210 141V142H209ZM2 142V143H1ZM13 142V143H12ZM29 142V143H28ZM38 142V143H37ZM175 142V143H174ZM182 142V143H181ZM188 142H190V143H188ZM200 142H201V144H203V145H201L200 144ZM219 142V141H218ZM221 142H219V143H221ZM4 143V144H3ZM24 143V144H23ZM210 143V144H209ZM257 143V144H256ZM9 146H8V145ZM15 144V145H14ZM17 144V145H16ZM29 144H30V146H29ZM170 144V145H169ZM188 144H189V146H188ZM193 144H194V146H196V147H194L193 146ZM36 145H38V146H36ZM167 145L168 146H170V147H167ZM172 145V146H171ZM177 147H176V146ZM199 145V146H198ZM179 146V147H178ZM184 146V147H183ZM198 146V147H197ZM204 148H203V147ZM243 147H244V145H242ZM247 146V147H246ZM22 147V148H21ZM35 147V148H34ZM44 147V148H43ZM187 147V148H186ZM191 147V148H190ZM194 147V148H193ZM10 148V149H9ZM19 148H20V150H19ZM23 149V150H22ZM38 149H39V151H38ZM42 149V150H41ZM166 149V150H165ZM168 149V150H167ZM4 150V151H3ZM25 150H27V151H25ZM33 150V151H32ZM175 150H177V151H175ZM186 150V151H185ZM205 150V151H204ZM9 151V152H8ZM13 151V152H12ZM17 151V152H16ZM170 153H169V152ZM199 151V152H198ZM4 152V153H3ZM43 152V153H42ZM177 152V153H176ZM2 153V154H1ZM6 153V154H5ZM10 153V154H9ZM13 153V154H12ZM22 153V154H21ZM45 153V154H44ZM164 153H166L165 154V156L166 157H164ZM169 153V154H168ZM197 153V154H196ZM19 154H20V156H19ZM24 154H25V156H24ZM38 154V155H37ZM47 154V155H46ZM255 154H257V153H255ZM11 155V156H10ZM22 155V156H21ZM46 155V156H45ZM50 155V156H49ZM29 156V157H28ZM41 156V157H40ZM48 156V157H47ZM53 156V157H52ZM59 156V157H58ZM170 156H172L173 157V160H172V157H170ZM175 156V157H174ZM204 156H207V155H204ZM19 157V158H18ZM21 157V158H20ZM42 157H43V159H42ZM46 157V158H45ZM56 157V158H55ZM58 157V158H57ZM164 159H163V158ZM4 158V157H3ZM8 158V159H7ZM19 159V161L16 163V160H18ZM33 158V159H32ZM38 158V159H37ZM162 158V160H160ZM171 158V159H170ZM186 158V159H185ZM192 158V159H191ZM28 159V160H27ZM42 159V160H41ZM52 159H54L53 161H52ZM58 159H59V161H58ZM169 159L171 160L170 161V163L167 165L166 164V162L165 161H167L168 160V162H169ZM191 159V160H190ZM11 160V161H10ZM58 162H57V161ZM160 160V161H159ZM178 160V161H177ZM182 160V161H181ZM184 160V161H183ZM30 161V165L28 164V162ZM37 161V162H36ZM40 161H43L42 162V165L40 166ZM45 161V162H44ZM51 162V164H50V162ZM54 161H56V162H54ZM163 161V162H162ZM174 161V162H173ZM61 163V164H58V163ZM167 162V163H168ZM12 163V162H11ZM23 163V164H22ZM28 165H27V164ZM35 163H36V166L38 167V169H36L37 167L35 166H33V165H35ZM38 163H39V165H38ZM46 163V164H45ZM53 163V164H52ZM55 163V164H54ZM154 163V164H153ZM158 163V164H157ZM159 163H161V165H159ZM164 163V164H163ZM31 164H32V166H31ZM44 164V165H43ZM165 164H166V166H168L167 168H164L163 169V167H165ZM53 165H54V167H53ZM57 167H56V166ZM58 165H59V167H58ZM43 166H45V168L43 167ZM51 166V167H50ZM157 166V167H156ZM43 167V169L44 170H42L41 168ZM50 167V168H49ZM55 167H56V169H55ZM159 167V168H158ZM162 167V168H161ZM35 168V169H34ZM70 168V167H69ZM156 168V169H155ZM159 170H158V169ZM161 168V169H160ZM39 169H41V171L39 170ZM59 169V170H58ZM126 169H127V171H126ZM163 169V170H162ZM63 171V172H61V171ZM148 170H150V171H148ZM55 171H56V173H55ZM60 171V172H59ZM155 171V172H154ZM156 171H158V172H156ZM165 171V172H164ZM200 171H202V172H204L205 170H200ZM58 172V173H57ZM124 172V173H125ZM127 172H129L128 174H131L132 175V173H133V175L131 176V175H128L127 174ZM140 172H141V174H140ZM142 172H143V175H142ZM145 172V173H144ZM149 172V173H148ZM160 172H162L160 175H158L157 173H160ZM164 172V173H163ZM167 172V173H166ZM11 173H13V172H10L9 174H11ZM45 173V174H44ZM2 174V175H1ZM56 174V175H55ZM136 174V175H135ZM140 174V175H139ZM175 174H176V172H175ZM177 174H179V172L177 171ZM6 174H5V172H4V174H3V171H2V173H1V170H0V176H3V177H5V178H9V179H5V178H1L0 179V181H2V180H4V181H2V184H1V182H0V193L2 192V193H5V191H6V193H8L9 195L11 194V195H14L15 194V196H14V198H17V200H18V203L20 204V202H21V204H27V202L29 203V205H30V207H31V209H33L34 208V210L36 211V210H38V209H36V208H38V207H36V206H38L37 204H40L39 202L42 200V198H43V202L44 201H47V202H45V203H47L48 205H49V207H52V208H54V209H52L51 208V210L50 211H52L53 210V212H56L55 214V217H49L48 215H46V214H43V213H39V214H42V215H40L41 217H40V219H43V220H41V221H39L38 219L39 218H37L36 220H34V224L36 225V221L37 222H42V223H40V224H42V226L39 224V223H37L39 226H41L42 227V232H45V233H43V236H42V239H41V237H39L38 236V234H34L33 232V234H31V237H29V243H33V242H38V245H39V247H40V250H39V252L37 253V256H38V260L36 261V264H58L59 262H57L58 260V258H59V256L58 255H60V258H62V257H69L70 255H72L73 256V258H74V256L77 258V259H80L81 261H83L84 259V264H102V263H104V261H105V263L104 264H106V263H108V261H109V263L110 264H127L128 262H129V264H132V262H133V264L135 263V264H139V263H137V262H135V261H132L133 260V258H130L129 256H127V254H123L121 251H120V248L118 247V246H120L119 244H118V241L120 240V236L118 237L117 235H115V234H112V232L110 231V230H108L109 228H106V226L105 227H103V226H101V227H98V224H90L89 222H86V221H91V219L90 218H88L89 216H86V217H84L82 220H80V217L78 216V209L76 208V207H70L71 205L69 204V203H67L66 201L63 203L62 201H64V200H58V199H52V198H50L49 197V194H47L48 196L46 197V195H45V193L46 192H44V189L42 188V187H40L39 185H38V183L36 182V180L35 179H29L28 177L27 178H23L22 177V179L23 180H21L20 178H21V175H19V174H16L18 177H16V175L13 173V175H15V176H12V174L11 175H7V177L5 176ZM47 175V176H46ZM64 175V176H63ZM70 175V176H69ZM146 175H148V176H150V178L148 177V176H146ZM152 175V176H151ZM154 175H156V176H154ZM8 176H10V177H8ZM12 176V177H11ZM53 176V177H52ZM57 176V177H56ZM137 176H140V177H137ZM144 176H146V177H144ZM20 177V178H19ZM65 177V178H64ZM130 177H132V178H134L133 180H131L130 179ZM148 177V178H147ZM164 179H163V178ZM168 177V178H167ZM11 178H13V179H11ZM57 178V179H56ZM59 178V179H58ZM148 179V181H150L151 180V182H149L148 183V181H147V179ZM26 179V180H25ZM29 180V182H28V180ZM127 179V180H126ZM142 179H144V180H142ZM153 179V180H152ZM156 179H158L156 182H154ZM162 181H161V180ZM11 180V181H10ZM20 182H19V181ZM146 180V181H145ZM163 180L165 181V180H167L168 182L170 181V185L168 184V186H166V187H163L162 189H160V187H157V185L158 184H163ZM6 181V182H5ZM134 181H136V183L134 182ZM141 181H143V182H141ZM144 181H145V183H144ZM13 182V183H12ZM67 182V183H66ZM9 183V184H8ZM36 183V184H35ZM147 183V184H146ZM150 183H151V185L154 183V185H152V187L150 188V189H148L147 187H143V186H145V184H146V186L148 185H150ZM12 184V185H11ZM28 184V185H27ZM34 184V185H33ZM61 184V185H60ZM63 184V185H62ZM155 184H156V186H155ZM174 184V185H173ZM6 186L7 188H4V186ZM9 185H10V187H9ZM35 185L37 186V187H35ZM67 185H69V186H67ZM173 185V186H172ZM21 186V187H20ZM26 186V187H25ZM66 186V187H65ZM128 186H129V189H128ZM134 187V188H133ZM143 187V188H142ZM157 187V188H156ZM172 187V188H171ZM1 188H3V189H1ZM10 188L12 189V190H10ZM27 188V189H26ZM30 188H31V190H30ZM17 189V190H16ZM33 189V190H32ZM38 189V190H37ZM131 189V190H130ZM143 189H145V191L143 192V193H141L140 194V192H142L141 190H143ZM147 189H148V191H147ZM157 191H156V190ZM166 189V190H165ZM16 190V191H15ZM128 190H130V193H129V191ZM135 190H137V191H135ZM138 190H140V191H138ZM156 191V194L154 195V193H155V191ZM8 191V192H7ZM22 191H23V193H22ZM31 191V192H30ZM126 191H128V192H126ZM132 191V192H131ZM134 191V192H133ZM152 191V192H151ZM162 191H164L163 193H162ZM16 192H18L17 194H16ZM26 192V193H25ZM30 193V194H28V193ZM135 192H136V194H135ZM157 192H159V194L157 193ZM129 195H128V194ZM25 194V195H24ZM39 194V195H38ZM131 194V195H130ZM140 194V195H139ZM24 195V196H23ZM30 195V196H29ZM158 195V197L156 198V196ZM23 196V197H22ZM27 196V197H26ZM37 196H39V197H37ZM74 196V197H73ZM49 197V198H48ZM25 198H27V199H25ZM38 198L40 199L38 202H37V200H38ZM44 198H47V199H44ZM137 198V199H136ZM149 198V199H148ZM25 199V201L23 202V200ZM49 199V200H48ZM144 199V200H143ZM21 200V201H20ZM52 200V201H51ZM27 201V202H26ZM53 201H55V203L53 202ZM57 201V202H56ZM59 201L62 203H59ZM96 201V200H95ZM139 202V204H138V202ZM147 201V202H146ZM33 202V203H32ZM31 203V204H30ZM36 203V204H35ZM52 203H53V206H52ZM58 203V204H57ZM130 203H131V205H130ZM60 204V205H59ZM67 204V205H66ZM136 204V205H135ZM32 205H36L35 207L33 206L32 207ZM56 205H58V206H56ZM62 205V206H61ZM63 205L65 206V207H63ZM69 205V206H68ZM101 205H103V203H98V205L97 206H101ZM149 207H148V206ZM55 206V207H54ZM144 206V207H143ZM63 208H65V209H63ZM72 208V209H71ZM63 209V210H62ZM147 209L150 211V210H152V211H147ZM3 209L2 208H0V225H2L1 227H0V233H1V235L3 234V232H4V234L1 236L0 235V237H2V240L0 239V241H1V243H0V248L3 250H7V252H6V254H5V256L7 257H9V258H11V256L10 255H12L11 253H9V252H11L12 251V248H10V247H12V245H10L9 244V242L10 243H12V241L13 240H15V238L8 232V230H10V227H9V221H8V217H11V214H5L3 211H2ZM60 210V211H59ZM32 211V210H31ZM76 211H77V213H76ZM154 211H156V212H154ZM152 212V213H151ZM2 213V214H1ZM5 214V217H3V215ZM70 213H72V214H70ZM105 214V213H104ZM152 214V215H151ZM6 215H8L7 216V219H6ZM74 215V216H73ZM151 215V216H150ZM65 216V217H64ZM106 216V215H105ZM67 217H69V218H67ZM79 217V218H78ZM106 217H109V216H106ZM150 217H152V218H150ZM156 217V218H155ZM150 218V219H149ZM44 219H46V221H47V223H46V221L44 220ZM87 219H89V220H87ZM113 218H111L110 220H112ZM76 220V221H75ZM145 220H146V223H145ZM3 221H4V223H3ZM8 221V222H7ZM45 221V222H44ZM80 221H82L81 223H78V222H80ZM150 221V222H149ZM67 222H68V224H67ZM85 224H84V223ZM78 223V224H77ZM88 225H87V224ZM158 223V222H157ZM157 223H154V224H157ZM4 225H5V227L6 228H9L8 230L6 229V228H3L4 227ZM89 225H90V227H89ZM44 226V227H43ZM81 226V227H80ZM94 226V227H93ZM96 226V227H95ZM151 227H147V228H153L154 227V225H150ZM153 226V227H152ZM47 227H48V229H47ZM87 227V228H86ZM89 227V228H88ZM142 227V229L140 228V227H138V230L140 231V230H142V232L143 231H145L146 230V228H143ZM79 228V229H78ZM102 230H101V229ZM140 228V229H139ZM7 230V233H8V235H7V233H6V231H4V230ZM45 229V230H44ZM88 229V230H87ZM100 229V230H99ZM145 229V230H144ZM84 230V231H83ZM103 230H107L108 232H110V234H111V236H110V234H109V236H108V234H106L105 232H103ZM79 231V232H78ZM99 231H101L100 233H99ZM84 232V233H83ZM11 236H10V235ZM98 234V235H97ZM102 234H104V235H102ZM77 235V236H76ZM87 235V236H86ZM102 235V236H101ZM5 236V237H4ZM10 236V238H8ZM98 236V237H97ZM116 236H117V239H116ZM12 237V238H11ZM72 237V238H71ZM76 237V238H75ZM85 237H88V238H86V240H84L85 239ZM103 237V238H102ZM108 237L111 239V241H110V239L108 240ZM111 237H113V238H111ZM7 239V241H5L4 239ZM38 238V239H37ZM80 238V239H79ZM84 238V239H83ZM92 238V239H91ZM96 238V239H95ZM34 240V241H32V240ZM89 239H91L90 240V242H91V244H92V242L94 241L95 243V246H94V244H93V246L92 245H90V242H89ZM116 239V240H115ZM3 240H4V242H3ZM10 240V241H9ZM38 240V241H37ZM44 240V241H43ZM104 240V241H103ZM106 240V241H105ZM112 240H114V242L112 241ZM40 241H41V243H40ZM72 241V242H71ZM86 241V242H85ZM3 242V243H2ZM98 242V243H97ZM104 242V243H103ZM110 242V243H109ZM111 242H113V244L111 243ZM5 243H8L9 245H10V247H9V245L8 244H5ZM29 243H27V244H29ZM77 243V244H76ZM97 243V244H96ZM103 243V246L101 245ZM117 245H116V244ZM3 244L5 245V246H3ZM75 244V245H74ZM100 246H102L103 247V249H102V247L100 248V250H101V252H100V250L99 249H96V248H98L99 247V245ZM3 246V248H2V246ZM8 245V246H7ZM78 245V246H77ZM81 245V246H80ZM84 245L86 246V247H88V249L86 248V247H84ZM89 245V246H88ZM113 245H115L116 246V248H115V246H113ZM15 246V248H16V245H14ZM13 246V247H14ZM26 246H29V245H26ZM91 246H92V249H91ZM105 246V247H104ZM109 246V247H108ZM114 247V248H113ZM5 248H7V249H5ZM10 248V249H9ZM95 248V249H94ZM106 248V249H105ZM119 248V249H118ZM9 249V250H8ZM77 249V250H76ZM108 249H110V250H108ZM114 249V250H113ZM19 250V247H18V245H17V251ZM68 250V251H67ZM99 250V252H97ZM106 250V251H105ZM116 250V251H115ZM9 251V252H8ZM64 251V252H63ZM102 251H104L103 253H102ZM142 251H143V253H142ZM147 252H149L148 250H146ZM144 249H141L140 250V252H141V254L145 257V258H147V259H149L150 257L152 258V260L153 259H156V257H157V255L155 254V258H154V255H151V252H150V255L148 256V255H145L147 252H146ZM19 252H21V251H19ZM106 252V253H105ZM109 252H110V255H109ZM145 252V253H144ZM90 253H92V254H94V255H92V254H90ZM104 253L105 254H107L105 257H109L108 258V260H107V258H104L103 257V255H104ZM112 253V254H111ZM116 253V254H115ZM126 253V252H125ZM20 254V253H19ZM21 254H23V253H21ZM61 254H65L64 256L63 255H61ZM88 254V255H87ZM103 254V255H102ZM114 254V255H113ZM24 255V254H23ZM28 255H29V253H28ZM78 255V256H77ZM85 255V256H84ZM98 255V256H97ZM119 255V256H118ZM127 257H126V256ZM18 256V258H25L27 255H25V256H23L22 257V255L19 257V255H17ZM16 256V257H17ZM114 256V257H113ZM123 256V257H122ZM148 256V257H147ZM28 257H31V253H30V255L29 256H27V258ZM58 257V258H57ZM79 257V258H78ZM86 257V258H85ZM55 258H57V259H55ZM83 258V259H82ZM93 258H94V260H93ZM102 258V259H101ZM104 258V259H103ZM113 258V259H112ZM120 258V259H119ZM125 258L126 259H128V261L127 260H125ZM30 259V258H29ZM124 259V260H123ZM131 259V261H129ZM113 260V261H112ZM124 262H123V261ZM9 261H10V259H9ZM86 261H87V263H86ZM88 261H90V262H88ZM100 261V262H99ZM112 263H111V262ZM126 261H127V263H126ZM21 262V261H20ZM38 262H40V263H38ZM53 262V263H52ZM83 262H81L82 264H83ZM95 262H98V263H95ZM192 264H195V263H192ZM241 264H255L254 263V261L253 260H244V258H242V262H241ZM259 264H264V257H263V259L259 262Z\"/></svg>",
    "mask_w": 264,
    "mask_h": 264
}]
</instances>
